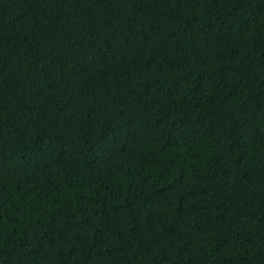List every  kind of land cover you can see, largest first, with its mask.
<instances>
[{
  "label": "trees",
  "instance_id": "1",
  "mask_svg": "<svg viewBox=\"0 0 264 264\" xmlns=\"http://www.w3.org/2000/svg\"><path fill=\"white\" fill-rule=\"evenodd\" d=\"M0 264H264V0H0Z\"/></svg>",
  "mask_w": 264,
  "mask_h": 264
}]
</instances>
